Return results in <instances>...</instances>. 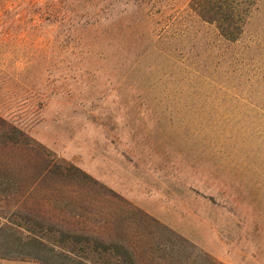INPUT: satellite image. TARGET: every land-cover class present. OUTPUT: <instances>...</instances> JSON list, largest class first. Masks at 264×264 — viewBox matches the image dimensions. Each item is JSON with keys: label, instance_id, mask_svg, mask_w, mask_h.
Wrapping results in <instances>:
<instances>
[{"label": "rangeland", "instance_id": "1", "mask_svg": "<svg viewBox=\"0 0 264 264\" xmlns=\"http://www.w3.org/2000/svg\"><path fill=\"white\" fill-rule=\"evenodd\" d=\"M189 1L0 0V115L72 169H0V225L110 233L120 198L161 226L137 264H264V0L233 42Z\"/></svg>", "mask_w": 264, "mask_h": 264}, {"label": "trees", "instance_id": "2", "mask_svg": "<svg viewBox=\"0 0 264 264\" xmlns=\"http://www.w3.org/2000/svg\"><path fill=\"white\" fill-rule=\"evenodd\" d=\"M258 1L190 0L189 7L203 21L214 24L224 39L233 42L243 33ZM0 154L3 155L0 169L9 170H20L24 168L21 164L24 159L29 160L30 157L35 160L37 157V180L53 172L68 175L72 171L71 167L57 163L47 149L1 115ZM117 201L121 217L119 226L116 225L110 233L107 229L102 233H91L68 227L63 221H43L29 213L19 214L16 219L20 220L0 225V257L29 258L41 264H137L135 252L139 247L134 242H127L132 229L135 233L139 224L156 236L161 234V226L130 203L120 198ZM168 240L173 244L172 238ZM181 245L179 250L186 252V243ZM187 260L189 258L182 255L171 259L168 264H185Z\"/></svg>", "mask_w": 264, "mask_h": 264}]
</instances>
